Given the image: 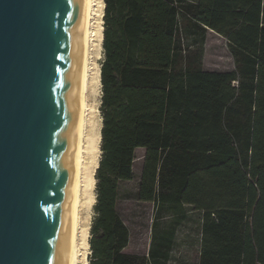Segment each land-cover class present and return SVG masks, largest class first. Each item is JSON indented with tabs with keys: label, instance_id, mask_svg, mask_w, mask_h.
I'll list each match as a JSON object with an SVG mask.
<instances>
[{
	"label": "trees",
	"instance_id": "1",
	"mask_svg": "<svg viewBox=\"0 0 264 264\" xmlns=\"http://www.w3.org/2000/svg\"><path fill=\"white\" fill-rule=\"evenodd\" d=\"M104 12L89 264L168 263L175 225L155 226L148 257L125 252L118 189L139 148L138 199L180 220L202 213L198 264H264V0H105ZM207 30L227 39L234 70L203 68Z\"/></svg>",
	"mask_w": 264,
	"mask_h": 264
},
{
	"label": "water",
	"instance_id": "2",
	"mask_svg": "<svg viewBox=\"0 0 264 264\" xmlns=\"http://www.w3.org/2000/svg\"><path fill=\"white\" fill-rule=\"evenodd\" d=\"M86 0H0V264H68Z\"/></svg>",
	"mask_w": 264,
	"mask_h": 264
},
{
	"label": "rangeland",
	"instance_id": "3",
	"mask_svg": "<svg viewBox=\"0 0 264 264\" xmlns=\"http://www.w3.org/2000/svg\"><path fill=\"white\" fill-rule=\"evenodd\" d=\"M105 13V12H104ZM104 29V19L102 32ZM103 35V34H102ZM198 35H193L190 43L198 45ZM99 55L96 58V49L93 55L97 64L102 66L104 50L102 41L98 43ZM203 68L208 71H229L235 69V61L229 49L228 41L218 33L207 30L204 42ZM92 53V54H93ZM97 91H90L91 103L96 104L99 110V117L102 116V84L101 78L97 82ZM97 101V102H96ZM96 102V103H95ZM99 102V103H98ZM102 135V134H101ZM102 137L91 140L90 150L94 154L93 167L90 172V182L87 191L88 208L91 215V224L87 230L82 251H86V264H89L92 249H90V238L92 226L97 216L96 205L98 202V179L97 168L102 156ZM146 150L139 148L135 153L133 164L134 177L131 180L121 181L118 189L117 211L130 230V243L125 249L127 253H133L148 257L150 249L155 246L154 235L157 228L162 231L169 230L176 226V238L169 252L167 264H198L201 247V225L202 213L192 207H184V218L182 215L173 216L167 210L157 211L153 202H145L138 199V192L141 182L144 156ZM177 220L179 222L177 223ZM158 225V226H156ZM156 226V227H155Z\"/></svg>",
	"mask_w": 264,
	"mask_h": 264
},
{
	"label": "bare ground",
	"instance_id": "4",
	"mask_svg": "<svg viewBox=\"0 0 264 264\" xmlns=\"http://www.w3.org/2000/svg\"><path fill=\"white\" fill-rule=\"evenodd\" d=\"M104 8L105 0H86V41L80 68V81L83 85L80 103V140L74 167L72 236L68 264H86V251L82 250L85 249L83 244L91 224L87 191L94 159L89 146L91 140L101 137L103 127V118L99 117L98 105L91 103L90 100L93 91H97V82L101 74V66L95 61L93 50L96 49L97 58L98 43L103 40Z\"/></svg>",
	"mask_w": 264,
	"mask_h": 264
}]
</instances>
